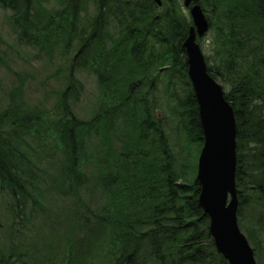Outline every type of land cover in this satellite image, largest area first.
I'll return each instance as SVG.
<instances>
[{
  "label": "trees",
  "instance_id": "1",
  "mask_svg": "<svg viewBox=\"0 0 264 264\" xmlns=\"http://www.w3.org/2000/svg\"><path fill=\"white\" fill-rule=\"evenodd\" d=\"M199 3L214 40L213 53L206 55L208 70L224 86L237 123L239 225L264 264V195L256 196L264 188V149L257 151L264 148V107L258 104L264 96V0ZM0 4L12 12L21 43L41 50L53 51L49 47L55 44L57 49L75 50L52 122L39 109L27 108L20 89L12 90L0 108V201L8 206L14 232L29 226L46 191L79 195L89 181L83 167L91 152L87 143L101 146L110 133L119 136L117 128L124 127L121 147L112 151L116 161H107L104 147L95 154L98 185L106 191L103 207L82 212L83 222L102 226L105 243L113 247L111 262L95 264H230L209 232L211 218L199 201L198 157L190 155L193 144L201 149L204 136L184 47L193 24L184 3L0 0ZM84 68L93 71L102 93L89 118L74 110L84 89L76 73ZM160 86L171 102L174 128L160 116L156 103ZM34 119L38 122L32 125ZM30 131L40 140L52 135L54 142L38 141L54 146L47 170L26 150ZM173 134L183 138L181 144ZM57 150L60 156L54 161ZM20 242L13 243L2 264H28Z\"/></svg>",
  "mask_w": 264,
  "mask_h": 264
},
{
  "label": "rangeland",
  "instance_id": "2",
  "mask_svg": "<svg viewBox=\"0 0 264 264\" xmlns=\"http://www.w3.org/2000/svg\"><path fill=\"white\" fill-rule=\"evenodd\" d=\"M185 12L190 15L188 8ZM11 15L12 12L0 4V108L7 104L8 95L12 90L20 89L27 108L39 109L45 119L52 122L59 106L58 96L66 84L70 58L75 50L57 49L58 44L49 47L53 51L41 50L21 43ZM113 30L114 28L110 26V31ZM210 35L211 31L206 32L203 42L200 41L205 56L213 53L214 40L210 39ZM76 75L83 81L84 89L81 99L74 105V110L81 118H89L98 107L101 88L92 70L84 68ZM156 103L160 107L159 113L164 117L165 123L169 126L171 124L174 128L172 115L169 113L171 102L164 96L161 86ZM37 122L38 120H35L32 125ZM169 126L166 128L167 131ZM123 130L127 131L124 127H118L116 133L119 136L110 133V138L101 146L99 142L87 143L88 151L91 152L89 151V156L83 161V167L89 174V181L80 194L63 197L62 192L51 194L46 191L42 208L23 231L14 232L8 206L3 200L0 201V264L13 243L20 240L18 245L27 251L28 264H95L112 261L109 256L113 253V247L105 243L108 239L105 234L102 235V226L86 225L82 220V212L91 207L99 211L103 207L106 191L98 185L97 173L100 167L96 164L95 154L98 156L104 147L108 149L107 161L109 163H112V159L116 161L117 158L113 156L112 151L120 149L119 137ZM171 131L173 133V130ZM173 137L176 143H182L183 138L179 134L177 136L173 134ZM25 138L27 152L45 169L49 168L50 152H53L54 146H43L39 142H54L52 135L48 133L40 140L33 131H30ZM93 146L99 147L94 149ZM195 146L198 145L191 146L190 155L192 157L193 154H197L199 158L202 147L197 151ZM59 156L60 152L57 150L54 161ZM257 213L258 208L252 216L256 218ZM255 257L259 264H263L262 259L256 256V251Z\"/></svg>",
  "mask_w": 264,
  "mask_h": 264
},
{
  "label": "water",
  "instance_id": "3",
  "mask_svg": "<svg viewBox=\"0 0 264 264\" xmlns=\"http://www.w3.org/2000/svg\"><path fill=\"white\" fill-rule=\"evenodd\" d=\"M161 4V0H156ZM197 0H184L193 24L184 41L189 77L199 104L204 143L198 158L201 183L200 205L211 218L209 232L215 246L230 264H257L254 249L238 223L239 198L236 185L237 123L223 85L211 75L197 41L210 23ZM195 2L194 4H191Z\"/></svg>",
  "mask_w": 264,
  "mask_h": 264
},
{
  "label": "bare ground",
  "instance_id": "4",
  "mask_svg": "<svg viewBox=\"0 0 264 264\" xmlns=\"http://www.w3.org/2000/svg\"><path fill=\"white\" fill-rule=\"evenodd\" d=\"M184 8H187L185 4H184ZM188 71H189V70H188ZM258 104H261V105L264 107V96H262V97L260 98ZM249 144H250V140H249L248 137H247V145H249ZM251 146L254 147L255 144H252V143H251ZM263 149H264V148L259 147V148H257V151H261V150H263ZM259 192H260V193H259V194L257 193L256 196H262V195H264V188H261V190H260ZM259 198H260V197H258V199H259ZM260 199H261V198H260ZM258 203H259V201L256 200V202L254 203V207H255V208L258 206ZM254 251H255V248H254Z\"/></svg>",
  "mask_w": 264,
  "mask_h": 264
}]
</instances>
